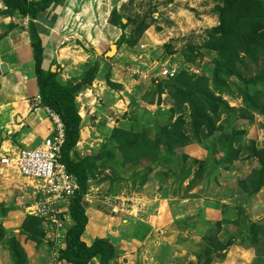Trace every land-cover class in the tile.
Instances as JSON below:
<instances>
[{"label":"rangeland","instance_id":"obj_1","mask_svg":"<svg viewBox=\"0 0 264 264\" xmlns=\"http://www.w3.org/2000/svg\"><path fill=\"white\" fill-rule=\"evenodd\" d=\"M59 2L64 4L67 0ZM224 2L102 0L90 7L98 26L96 14L105 18L107 12L110 17L116 10L114 20L126 25L125 37L133 43L116 48L124 53L119 58L120 73L135 81L128 86L125 114L111 135L104 138L105 143L94 150L99 160L91 162L95 167L91 182L105 187L91 192L88 183V194L93 197L90 200L104 214L93 226L121 243L116 246L118 256L111 264H203L207 250L225 247L231 238L236 244L215 251L214 260L222 257L224 262L227 257L224 264H264V188L249 196L260 169L253 149L264 147V82L253 86L251 80L262 73L264 51L254 54V60L236 48L217 43L221 38L220 8ZM77 3L81 5L80 0ZM80 5L79 12L85 11V4ZM108 25L111 29L109 21ZM113 27L123 33L119 26ZM76 44L82 46L80 42ZM112 46L116 47L115 43ZM163 68L175 76L159 77ZM133 72L146 75V79L132 75ZM210 95L228 109L219 107V113L212 116L214 133L207 137L209 128L203 126L198 143L192 133L189 102L211 114L214 106L207 100ZM176 125L187 136L186 146L195 145L188 151L190 157L183 154L186 146H181L180 139L163 135L157 160L149 161L154 156L147 141H155L162 131L173 133ZM167 140L173 142L172 146L167 145ZM134 148H138L135 156L131 153L122 158L120 153ZM131 157L137 166L128 165ZM13 177V189L21 188L23 195L22 209L13 206L16 212L12 217L20 219L18 222L35 219L29 208L39 196L26 179L15 174ZM188 182L190 185H186ZM191 185L195 191L190 194ZM17 194L12 197L13 202L19 200L20 193ZM119 194H135L140 199L156 198L159 194L165 202L149 213L143 211L138 219L112 216L103 203L104 197ZM111 218L117 220L115 226ZM36 219L37 226H28L26 232L19 228L2 240L12 263L65 264L57 261L50 223ZM34 229L40 232H32ZM65 231L66 226L60 232L62 239ZM84 238L90 241L92 236L88 233ZM14 241L24 256L14 252Z\"/></svg>","mask_w":264,"mask_h":264},{"label":"crops","instance_id":"obj_2","mask_svg":"<svg viewBox=\"0 0 264 264\" xmlns=\"http://www.w3.org/2000/svg\"><path fill=\"white\" fill-rule=\"evenodd\" d=\"M80 1L81 5L85 4V11L79 12L77 6L80 4L77 0H67L64 4L54 0L49 9L36 19H30L27 29L23 27L26 17L19 13L15 12L12 15L7 13L0 18V159L12 156L21 149L37 148L52 135L53 127L46 113L43 110L37 113L32 112L33 99L39 95L32 47L33 35H37L43 50L41 69L56 71V80L64 87L72 88L78 85L96 62L100 65L92 85L75 94L81 127L79 142L72 153L73 158L78 156L79 159H84L88 154L95 155L96 147L102 142L105 143L104 138L111 135L112 131L118 127L120 117L125 114L128 86L131 87L132 82L135 81L129 76L125 78L120 73L122 65L119 58H122L124 54L121 50H116L114 59L106 56L121 34L112 25L111 29H108V12L105 18L101 16V13L96 14L100 25L94 23L97 18L90 9L94 5H99L102 0ZM100 30L101 34H99ZM93 32L96 35H93ZM77 42H80L82 46L76 44ZM194 147L195 145L186 146L183 154L189 156L188 151ZM14 174L21 177L16 171L0 163V264H13L10 253L3 246V241L15 230L21 229L23 225V220L18 222L20 219L14 220L15 217H12V214L16 212L13 206L16 205L22 209L20 198L23 195L21 188L16 191L13 189L16 187L13 182ZM91 180L92 178L88 181L92 186L91 192L94 188L105 187L104 184L94 185ZM186 185H190V182ZM194 189L195 187H190V194L195 191ZM15 193H20L19 200L13 202L12 197ZM192 197L195 196L192 195ZM164 198L159 194L152 199L144 197L142 202L145 214L153 211L154 208H159L165 202ZM90 199L93 197L87 194L88 224L82 240L87 245L96 238L108 239L115 247L121 245L106 234L102 235L97 226H93L99 216L104 214L98 204ZM180 200L182 202V199ZM62 206L64 211L61 217L64 219L66 234L73 223L68 213V205ZM112 222L114 226L117 224V220ZM60 232L59 236H61ZM88 233L94 239L93 241L92 239L86 241L84 238ZM224 262L213 264H224ZM93 264L98 262L94 260Z\"/></svg>","mask_w":264,"mask_h":264},{"label":"trees","instance_id":"obj_3","mask_svg":"<svg viewBox=\"0 0 264 264\" xmlns=\"http://www.w3.org/2000/svg\"><path fill=\"white\" fill-rule=\"evenodd\" d=\"M54 0H40L35 4H29L26 0H5V4L8 6V12L19 13L23 17H29L30 19H36L41 13L49 9L50 5ZM225 6L220 8V26L219 31L221 38L219 45H223L224 48H236L237 51H242L245 57H251L256 60L254 54L259 51H264V0H225ZM117 15L116 10H113L109 17V24L112 26H119L123 32L116 42V47L119 49L122 45L133 46V43L129 41L124 34L125 24L119 23L114 20ZM117 19H119L117 17ZM144 30V29H143ZM33 53L35 58V72L37 77V83L39 87V96L41 97L44 106L48 107L59 115L65 130V142L61 150V163L66 167L69 175L73 176L76 183L78 184L79 190L69 200L68 213L73 226L67 230L64 237V244L61 249L57 251V261L65 264H92L94 260H98V264H111V262L118 256V248L113 246L108 239H95L90 245H87L83 240V234L88 224L86 210L88 208V202L86 196L88 194V181L91 178V173L94 171L93 160L98 161V156L94 154L87 155L84 159H79L78 156L73 158V152L76 148L77 143L80 139V127L81 117L78 113V107L75 100V94L81 89L90 87L95 80L99 72V62H96L93 67L85 74L81 83L74 87H64L60 85L57 80V72L43 71L41 69L42 62V48L37 35H33ZM236 59L239 56L236 55ZM264 82V65L262 66V73L251 80L253 86H257L259 83ZM247 97H250V93L247 92ZM252 97V96H251ZM207 100L213 104V111L211 114H206L201 107L190 101L191 104V117H192V133L198 143V133H200L203 126L209 128L207 137L212 136L214 133L215 123L213 122L212 116L219 113V107L227 108V105L215 96H208ZM228 109V108H227ZM180 126L183 125V121L180 120ZM179 126L176 125L175 131L169 133L162 131V134L155 141H147L152 146L153 159L149 161H156L158 158V148L162 143V136L164 135L167 139L175 138L180 139L181 146L187 145V136L181 133ZM115 130V129H114ZM113 130V131H114ZM112 131V132H113ZM177 131V132H176ZM174 141V140H173ZM165 142V140H163ZM176 142V141H175ZM173 142L167 140V145L172 146ZM135 156L138 153V148L120 153L122 158H125L127 154ZM148 156V155H147ZM253 157L257 159L260 169L256 172V183L252 186V190L249 196H254L264 188V147L254 148ZM131 157V161L128 162L130 167L137 166L135 159ZM134 166V167H135ZM96 174V173H95ZM192 187V185L190 186ZM190 189V188H189ZM36 219V218H35ZM26 218L23 222L21 230L25 232L28 226H37V219ZM20 232L22 233V231ZM32 232L39 233L38 229H34ZM236 242L231 238L228 244L220 249L225 250L226 247L235 245ZM13 248L14 252L21 253L24 256L23 250L19 247L17 241H14ZM209 249L206 252L205 262L203 264H213L215 262H222L221 259L214 260L215 251ZM16 253L12 256L16 259ZM15 264H19L15 261ZM24 263V261H23Z\"/></svg>","mask_w":264,"mask_h":264},{"label":"built area","instance_id":"obj_4","mask_svg":"<svg viewBox=\"0 0 264 264\" xmlns=\"http://www.w3.org/2000/svg\"><path fill=\"white\" fill-rule=\"evenodd\" d=\"M29 4H35L40 0H26ZM8 12L5 0H0V18ZM30 19L25 18L23 27H29ZM132 75L142 76L139 72ZM174 72L161 69L159 77L171 79ZM44 111L52 124V135L44 143L34 149H21L12 156L0 159V163L16 171L22 178L26 179L35 189V195L39 196L36 203L29 208L30 215L44 219L50 223L54 236V244L57 251L63 247V239L59 232L64 228V219L61 217L63 204L69 205V200L79 190L73 176L69 175L66 167L61 163V150L65 142L64 125L54 111L44 106L38 95L33 99L32 112ZM87 197V196H86ZM104 205L113 216H127L134 219L140 217L144 211L142 199L135 194H119L104 197ZM61 238V240H60ZM56 251V256H57Z\"/></svg>","mask_w":264,"mask_h":264},{"label":"water","instance_id":"obj_5","mask_svg":"<svg viewBox=\"0 0 264 264\" xmlns=\"http://www.w3.org/2000/svg\"><path fill=\"white\" fill-rule=\"evenodd\" d=\"M116 47L115 46H113L111 49H110V51L106 54V56L107 57H113L114 55H115V53H116ZM52 72H55L54 70H52Z\"/></svg>","mask_w":264,"mask_h":264},{"label":"clouds","instance_id":"obj_6","mask_svg":"<svg viewBox=\"0 0 264 264\" xmlns=\"http://www.w3.org/2000/svg\"><path fill=\"white\" fill-rule=\"evenodd\" d=\"M29 18V17H28ZM30 19V18H29ZM63 244H64V241H63Z\"/></svg>","mask_w":264,"mask_h":264}]
</instances>
